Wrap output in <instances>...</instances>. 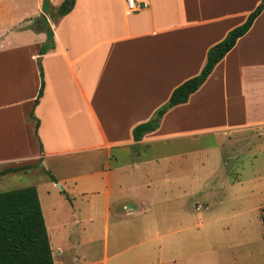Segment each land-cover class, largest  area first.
Segmentation results:
<instances>
[{"label": "crops", "instance_id": "obj_1", "mask_svg": "<svg viewBox=\"0 0 264 264\" xmlns=\"http://www.w3.org/2000/svg\"><path fill=\"white\" fill-rule=\"evenodd\" d=\"M62 1L0 0V171L40 167L55 181L43 174L38 196L40 186L50 194L60 185L84 195L80 215L63 199L50 201L59 225L143 220L146 226L128 233V242L144 239L148 253L156 250L148 243L163 237L148 226L156 220L149 211L179 198L173 168L187 156L168 145L246 130L252 138L264 135V7L188 100L135 141L134 126L197 75L210 47L261 0H135L147 4L137 12L127 0H74L63 15ZM41 15L53 33V47L43 54L46 32L28 27ZM60 193L67 199L65 188ZM123 261L143 264L144 258L129 251Z\"/></svg>", "mask_w": 264, "mask_h": 264}, {"label": "rangeland", "instance_id": "obj_2", "mask_svg": "<svg viewBox=\"0 0 264 264\" xmlns=\"http://www.w3.org/2000/svg\"><path fill=\"white\" fill-rule=\"evenodd\" d=\"M251 135L246 130L229 137L208 135L168 145L187 156L173 168L179 198L165 206L156 203L149 211L156 220L148 226L163 237L148 243L156 247L148 253L144 239L139 243L133 236L128 242V233L146 226L143 220L117 226L113 220L106 226L101 220L62 226L59 216L51 219L50 201L63 199L70 211L74 207L75 214L80 215L86 203L84 195L63 185L54 186L47 194L40 186L38 197L54 264H89L93 260L103 264L105 257L106 264H128L123 259L129 251L141 252L143 264H264V135ZM44 171L36 167L26 174L18 171L0 175V192L35 186L43 181ZM63 188L72 205L60 193ZM183 188L187 189L184 193ZM121 233L125 238L115 240ZM56 244L65 246L57 251Z\"/></svg>", "mask_w": 264, "mask_h": 264}, {"label": "trees", "instance_id": "obj_3", "mask_svg": "<svg viewBox=\"0 0 264 264\" xmlns=\"http://www.w3.org/2000/svg\"><path fill=\"white\" fill-rule=\"evenodd\" d=\"M47 3L48 0H43V6ZM73 3L74 0H63L58 7V13L62 15L67 13ZM263 7L264 0H261L242 24L231 29L223 40L210 47L206 62L197 75L176 86L168 101L148 121L134 126L132 135L135 141L140 140L145 133L155 130L161 116L169 108L188 100L190 94L206 80L215 64L233 47L237 38L248 30ZM28 27H41L46 32L47 38L40 48V54L53 47V33L44 15L34 18ZM42 90L43 80L41 78L34 105L38 102ZM31 116L33 117L32 112ZM35 126L37 127L36 118ZM20 168L24 167L5 168L0 171V174L13 172ZM46 173L52 181H55L53 175L48 171ZM0 264H54L49 236L35 186L0 192Z\"/></svg>", "mask_w": 264, "mask_h": 264}, {"label": "built area", "instance_id": "obj_4", "mask_svg": "<svg viewBox=\"0 0 264 264\" xmlns=\"http://www.w3.org/2000/svg\"><path fill=\"white\" fill-rule=\"evenodd\" d=\"M145 2H140V1H135V0H127L126 6L129 11L131 12H137L140 11L141 9L146 7Z\"/></svg>", "mask_w": 264, "mask_h": 264}]
</instances>
